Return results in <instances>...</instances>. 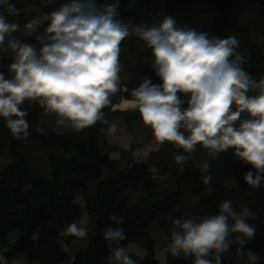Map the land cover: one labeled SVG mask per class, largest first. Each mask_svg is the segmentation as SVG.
I'll return each mask as SVG.
<instances>
[{
    "label": "trees",
    "instance_id": "1",
    "mask_svg": "<svg viewBox=\"0 0 264 264\" xmlns=\"http://www.w3.org/2000/svg\"><path fill=\"white\" fill-rule=\"evenodd\" d=\"M72 2L7 0L19 9L18 15H10L7 6L0 3V15L19 25L0 45V72L6 78L14 76L8 70L14 57L9 41L31 43L39 50L37 36L45 34L50 13ZM97 4H114L117 18L129 26L130 35L120 45L119 73L121 88L128 91L113 95L111 105L102 110L108 124L98 121L79 132L57 125L58 117L47 114L37 102L25 101L22 105L29 123V135L24 139L14 138L0 117V256L14 261L17 253L26 251L29 264H111L114 259L109 245L115 249L136 243L145 251L139 264H161L157 259V239L149 231L152 226L170 244L174 219L218 215L222 202L231 200L237 213L244 208L250 210L253 215L247 222L257 231L244 246L242 256L236 250L240 247L237 238L243 234L232 233L228 240L238 243L230 242L229 250L222 254V264H253L246 255L249 249L260 257L255 264H264V180L259 188L244 180L248 171L255 178L253 166L236 157L234 149L213 159L202 145L189 154L169 142L151 150L146 159L136 161L133 151L153 140V131L143 123L138 109L115 108L122 99L133 101L132 90L145 78L162 84L152 67V49L133 29L158 26L165 15L173 16L178 27L206 32L210 37L236 36L240 42L236 52L244 57L240 62L243 70L256 80L264 77V0H97ZM43 16L27 33L26 25L32 26ZM255 94L258 93H249ZM178 95L185 101L190 98ZM187 107V103L182 105ZM114 121H122L134 134L130 149L108 141L107 129ZM113 152L120 156L112 158ZM179 154L188 157L182 164L174 159ZM206 162L208 171L203 170ZM158 176L171 184L168 190L157 184ZM205 176L211 177L210 183L203 182ZM79 196L84 207L77 200ZM84 209L93 231L86 246L76 252L70 246L77 238L62 233L74 221L79 226ZM111 216L122 223L110 220ZM233 223L230 218L229 224ZM109 227L123 228L126 239L105 241L104 231ZM13 231L24 238L9 242ZM193 259H185L183 254L173 257L168 250L164 264H192Z\"/></svg>",
    "mask_w": 264,
    "mask_h": 264
},
{
    "label": "clouds",
    "instance_id": "2",
    "mask_svg": "<svg viewBox=\"0 0 264 264\" xmlns=\"http://www.w3.org/2000/svg\"><path fill=\"white\" fill-rule=\"evenodd\" d=\"M0 3L7 6L10 15H18L19 9L7 0ZM118 16L114 4L73 0L50 13L45 34L37 36L39 50L31 43L9 41L14 57L8 70L14 76L9 79L0 72V117L14 138L21 140L29 135L28 113L22 110L25 101L39 103L47 114L58 117L57 125L77 132L98 121L109 123L103 119L102 110L111 105L113 95L128 91L121 88L119 73L120 45L130 31ZM18 29L17 23L0 15V45ZM135 31L152 49V67L162 84L145 78L132 90L131 103L143 123L152 129L156 141L172 143L189 154L199 144L213 159L234 149L236 157L256 170L255 178L252 171L244 175L246 183L261 187L264 77L256 80L243 70L240 62L244 57L236 52L238 38L210 37L206 32L178 27L176 19L167 15L158 26L138 27ZM250 92L258 94L249 95ZM178 93L190 98L182 100ZM185 103L188 107L182 108ZM54 131L61 135L57 129ZM107 131L114 134L116 125L111 124ZM187 158L183 154L174 157L178 164ZM208 169L206 162L203 170ZM210 181V176L203 178L205 184ZM252 215L248 208L237 213L232 201L224 200L218 215L174 219L169 250L173 257H194L192 264H222V254L230 248L228 237L238 232L243 235L237 238L240 247L236 252L238 256L245 255L244 246L257 231L247 222ZM230 218L234 221L231 225ZM110 220L122 223L115 216ZM62 235L80 239L87 236V231L74 221ZM104 239L118 242L126 235L123 228L109 227ZM109 249L118 264H136L125 247L112 249L109 245ZM246 255L253 264L260 259L250 249Z\"/></svg>",
    "mask_w": 264,
    "mask_h": 264
},
{
    "label": "rangeland",
    "instance_id": "3",
    "mask_svg": "<svg viewBox=\"0 0 264 264\" xmlns=\"http://www.w3.org/2000/svg\"><path fill=\"white\" fill-rule=\"evenodd\" d=\"M43 3H47L50 2V0H42ZM45 17H41L39 19H37L35 22H33L31 27H27L26 32L29 33L31 32L35 27L37 22H40L44 19ZM133 33L137 36H140L135 29H133ZM123 101H131V100H125L122 99ZM122 100L120 101L119 104H117L115 106V108H119V109H123L118 107L121 103ZM111 124H115L117 127V131L114 134H110L107 133V139L110 143H114L119 145L120 147L126 148V149H130L132 144L134 143V139L135 136L134 134H131L126 125L122 122V121H114ZM110 124V125H111ZM160 146V144L156 141V139L154 138L153 140H151L148 143H144L140 146H138L134 151H133V155L136 161H141L146 159L148 153L151 150H155ZM120 156V154L118 152H113L111 153V157L112 158H118ZM153 173H155V169H152ZM155 181L157 182V184H160L161 189L162 190H168L169 187L171 186L170 183H167V181L165 180V178L158 176ZM80 204L84 207V202L82 200V197L79 196L77 199ZM79 227L84 228L87 231V236L85 238H80V239H76L70 246L71 250L73 251H80L82 248H84L87 244V237L88 235L93 231V223L91 221V218L89 217L88 213L86 212V210L84 209V213L83 216L81 218V220L79 221ZM150 233L153 234L156 239H157V259L160 261L161 264L165 263V256H166V252L169 250V244L166 243L165 238L163 236L162 233H160L155 226H152L149 229ZM24 236L23 234H21L20 232L17 231H13L9 236V242H14L16 240L19 239H23ZM230 242L233 243H238L237 240H230ZM128 255L130 256L131 259L136 261V264H139V260L144 256L145 251L142 250L138 244L136 243H131L128 245V247L126 248ZM14 262L16 264H29L28 262V257H27V252H20L17 253L14 256ZM111 264H118L117 261L113 260L111 262Z\"/></svg>",
    "mask_w": 264,
    "mask_h": 264
},
{
    "label": "built area",
    "instance_id": "4",
    "mask_svg": "<svg viewBox=\"0 0 264 264\" xmlns=\"http://www.w3.org/2000/svg\"><path fill=\"white\" fill-rule=\"evenodd\" d=\"M0 264H16L12 259L5 255L0 256Z\"/></svg>",
    "mask_w": 264,
    "mask_h": 264
},
{
    "label": "bare ground",
    "instance_id": "5",
    "mask_svg": "<svg viewBox=\"0 0 264 264\" xmlns=\"http://www.w3.org/2000/svg\"><path fill=\"white\" fill-rule=\"evenodd\" d=\"M132 101H123L118 107L123 108V109H129L132 107Z\"/></svg>",
    "mask_w": 264,
    "mask_h": 264
},
{
    "label": "water",
    "instance_id": "6",
    "mask_svg": "<svg viewBox=\"0 0 264 264\" xmlns=\"http://www.w3.org/2000/svg\"><path fill=\"white\" fill-rule=\"evenodd\" d=\"M129 109H136V108H134V107L132 106V107H130Z\"/></svg>",
    "mask_w": 264,
    "mask_h": 264
}]
</instances>
